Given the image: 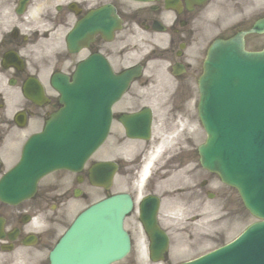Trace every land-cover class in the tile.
I'll use <instances>...</instances> for the list:
<instances>
[{"label":"flooded vegetation","instance_id":"flooded-vegetation-1","mask_svg":"<svg viewBox=\"0 0 264 264\" xmlns=\"http://www.w3.org/2000/svg\"><path fill=\"white\" fill-rule=\"evenodd\" d=\"M234 5L264 8V0H0V183L28 137L61 107L55 77L71 81L84 61L98 56L116 74L136 65L145 70L157 59L167 73L177 65L190 77L188 49L198 39L207 43L201 30L205 9ZM154 80L148 73L135 83L142 89ZM124 105L122 99L113 106L108 137L124 133L120 126L113 130L114 119L127 111ZM91 164L80 173L42 178L30 198H0V264H48L57 228L74 205L73 185L89 182ZM86 196L83 191L79 198Z\"/></svg>","mask_w":264,"mask_h":264},{"label":"water","instance_id":"water-1","mask_svg":"<svg viewBox=\"0 0 264 264\" xmlns=\"http://www.w3.org/2000/svg\"><path fill=\"white\" fill-rule=\"evenodd\" d=\"M229 54L231 56L225 58V56ZM208 55L209 59L207 65L210 64L214 69L228 68L231 62L236 60L234 57L237 55L240 58L253 59V57H251L253 56L252 53L245 52L243 50V43L241 39L231 40L229 42H216L210 48ZM256 55L258 59L256 58L255 61L264 63V51L257 53ZM263 77L264 73L261 75V79H263ZM207 80L208 76H205L199 81L202 94L206 88ZM119 90L120 89L117 90L113 97L118 96L117 93ZM90 97V92L83 90L75 97L71 98V100L68 98V102H66V112H70V117L59 119L60 122L57 127L59 132L55 135L53 140H50L47 144L42 145L43 150L46 148L43 155L34 157L29 170L25 172L30 174V179L32 180L29 192L32 190V187H34V182L40 175L49 171L51 168L60 166L58 164L61 162L70 163L73 160L78 149V147L74 145V142L75 144L81 142L90 130L95 132L93 125L96 127L94 144L102 140V136L106 132V126L103 124V119L105 122V119L109 117L110 102H108L104 108V118L101 113L102 106H100V95L98 94V98L95 100L97 106L95 104L92 105V109L94 110L93 118L96 116V119H91V112L89 111V106L87 105L90 102ZM201 104L202 101L200 103V107ZM141 116V113H139L126 116L124 119L131 120L130 124H135V126L132 125L133 127H131L132 133L146 136L147 123L146 120L143 123ZM76 118H79L82 123L81 130L76 128L77 125L79 126V121L76 120ZM69 128L73 129L70 135L65 134ZM78 134H80L79 139H77L76 136L75 138H70L71 136ZM58 136H61V138L56 140ZM130 136L134 135L130 134ZM250 143L253 145L254 142L251 141ZM251 148L252 150L248 152L252 154V159L254 157H259V154L264 152V150H254L253 146H251ZM60 150H63V155L58 153ZM199 151L201 154L202 165L219 173L222 181L225 183L233 186L237 185L241 190V196L246 205L251 211H253L245 194L243 193L241 185L236 181L239 180L240 183H243L242 180L239 179L241 174L238 171H235L234 173L230 171V168L234 166L229 159L226 158V156L219 154L217 151L216 153L210 152L209 149H206V146L201 147ZM216 157L218 160L214 159ZM82 161L83 160H80V163ZM251 162L249 164H251ZM243 163L248 170H251V168L246 165L244 160ZM48 164H52L50 165L52 167H49ZM45 165L46 167H44ZM105 167L106 163H99L97 165V168L104 169ZM32 171H36V173L32 175ZM224 172L226 174H231L233 180H229ZM98 174H101L99 176L100 179H103L104 181L106 180L107 177L104 173L99 172ZM255 178V172H252L250 180L246 176V190L248 193L251 186L255 184ZM252 199L257 201L261 200L260 198H256L254 195H252ZM130 205V200L126 195H116L111 198L101 200L83 211L74 220L64 237L52 251L51 264H109L112 261L122 258L129 250L128 237L122 229V220L124 215L129 211ZM153 212L154 211L146 210V206H144L140 219L143 223L145 231L150 237L152 255L154 257H158L165 249L166 238L163 233L156 228L154 224ZM218 253L220 254L222 252L220 251Z\"/></svg>","mask_w":264,"mask_h":264},{"label":"rangeland","instance_id":"rangeland-1","mask_svg":"<svg viewBox=\"0 0 264 264\" xmlns=\"http://www.w3.org/2000/svg\"><path fill=\"white\" fill-rule=\"evenodd\" d=\"M215 26L216 24L212 22H208L206 24V31H208L207 35H209L210 30ZM259 39L260 41L253 39V42L250 39L247 43V47H258L263 41L264 36H260ZM255 43H257V45H255ZM198 44L199 43H193L191 47L192 55L190 56L192 62L191 67L196 66V69L198 64L197 62L200 58V53L198 50L197 54H195L194 50L196 49V46H198ZM263 47L264 45L262 46V49ZM178 91L180 94L179 97L181 102L182 100L186 99L185 107L183 109L184 116L183 118L181 117V119H185L188 118V114H191L190 103L188 106V101L190 99L196 98V89L194 88L192 82V84L189 83L188 86H179ZM128 96L130 97L129 93ZM129 97H127V99ZM167 103L172 104L171 101H167ZM176 104L179 105L178 103H176V100H174V105ZM133 105H139V103L136 101ZM174 109L171 110L172 114L167 115L175 117L176 115L174 114ZM162 115L163 105L161 106L158 104V102H155L153 135H159L162 132L164 126V116ZM194 125H197V123H194ZM190 126L192 125L190 124ZM180 128L181 126H178L175 132H178ZM198 130L199 133L191 135L193 146L194 144L199 143L204 137L203 130L201 128H199ZM111 141L113 147H115L116 138H113ZM151 142L152 141L141 144L136 141H128L127 145L129 149L136 151L140 148L142 150L144 148V145L148 147ZM161 146L159 145L157 147ZM153 150L156 152L154 147ZM117 153L118 150L114 151L111 155H115ZM129 153L132 152L130 151ZM160 153V151L156 152L157 157ZM195 153L193 155V160L196 163ZM102 156V154H98L97 158H100ZM126 173L133 176L132 173H135L134 165L126 167V165L123 164L121 168H119V175L116 178L114 189H119V186L127 187L128 182L131 184V178L127 177ZM168 174L170 175L163 180L154 177L151 181H149L148 186L158 190L160 185V190H162L169 189L178 185L181 179L180 173L171 172ZM200 174H202V176L199 175L198 177L189 178L190 180H186V183L188 184H195L194 186H192L193 196L189 201L191 203V211L188 214L183 215L182 212L172 211L168 213L170 217H167L163 215L164 210H162V212L160 213V222H162V225L166 228L170 236L171 243L169 246V251L165 257V261L154 264H174L195 258L203 254L204 252L221 245L223 242L232 239L234 236L239 234L246 225L254 220L240 205L238 196L234 191L230 190L229 188L222 189L221 186L216 187L217 179L213 175H209L203 172H200ZM202 179H205L204 184L201 183ZM133 183H135V181ZM99 194H101V192H97V196H94L91 199L98 197ZM175 200L177 201L178 198L176 197ZM83 205L84 204L82 203V206ZM125 228L130 232L132 236L133 247L129 257H127L120 264H138V261H140L139 259L141 258V248L144 249L145 247L144 250L147 253V239L143 234L134 214L126 219ZM137 256L139 259L137 258Z\"/></svg>","mask_w":264,"mask_h":264},{"label":"bare ground","instance_id":"bare-ground-1","mask_svg":"<svg viewBox=\"0 0 264 264\" xmlns=\"http://www.w3.org/2000/svg\"><path fill=\"white\" fill-rule=\"evenodd\" d=\"M172 127L170 126L169 128H165V129H163V131L164 132H167L168 130H170ZM164 141H165V138L163 137V139H162V142H161V140H160V138H158L157 139V144L158 145H160V143H161V145L164 143ZM157 150H159V147H158V149ZM157 152V151H156ZM156 152H151V153H149L147 156L146 155H144V159L146 160V162L144 163V166L142 167V172H141V177L143 178H145L146 177V175H147V173H148V171L149 170H151L152 169V160H154V163H156V161L158 160L157 159V155H156ZM152 165V166H151ZM144 178L142 179V182H143V180H144ZM142 250V249H141ZM142 252V251H141ZM144 252L145 251H143V253L141 254L142 256H143V254H144Z\"/></svg>","mask_w":264,"mask_h":264}]
</instances>
